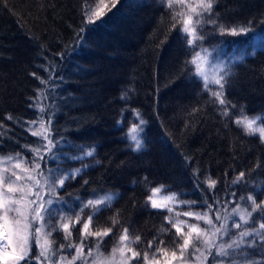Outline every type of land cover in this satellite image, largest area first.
I'll list each match as a JSON object with an SVG mask.
<instances>
[{"label":"trees","instance_id":"trees-1","mask_svg":"<svg viewBox=\"0 0 264 264\" xmlns=\"http://www.w3.org/2000/svg\"><path fill=\"white\" fill-rule=\"evenodd\" d=\"M94 1L0 0V154L30 159L24 146L35 147L40 138L31 135L25 122L39 119L30 105L44 89L48 99L39 103L51 106L53 134L73 146L63 150L95 149L91 158L63 163L88 167L58 195L85 201L94 190L95 195L114 192L111 209L96 218V227H110V218L119 212L121 223L106 238V246L131 226L130 234L142 237L139 249L154 237L157 247L163 240L171 249L174 229L157 236L165 225V210L145 206L149 186L165 185L197 203L209 177L218 181L215 190L207 191L210 202L227 199L232 190L237 195L250 191L252 183L264 181V144L258 135L247 136L230 117H222L202 91L186 64L191 55L186 39L178 29L170 31L171 11L157 0H119L103 24L88 25L81 33L88 4ZM214 13L220 24L241 23L251 29L247 35H226L233 43L264 36V0H216ZM50 76L47 85L41 84ZM224 95L235 110L264 112V48L233 66ZM126 108L138 109L146 121L139 152L124 138L130 111L123 124L117 123ZM240 172L246 173L247 185L233 186ZM255 195L257 202L264 200V191ZM53 237L60 241L59 233ZM72 237L78 241L79 231ZM259 253L257 248L250 258L259 260Z\"/></svg>","mask_w":264,"mask_h":264},{"label":"snow or ice","instance_id":"snow-or-ice-1","mask_svg":"<svg viewBox=\"0 0 264 264\" xmlns=\"http://www.w3.org/2000/svg\"><path fill=\"white\" fill-rule=\"evenodd\" d=\"M161 6L172 12L171 30H179L186 39L187 46L195 49L199 42L204 41L201 35L205 24L216 25L219 34L240 36L250 34L251 29L245 26L218 24L213 19L216 0H159ZM119 3L110 0L102 3L96 9L85 13L86 19L81 33L88 25L98 26L105 22L107 14ZM179 7L180 11L175 9ZM251 23V22H249ZM186 64L194 65L192 73L197 82L203 84L202 91L209 92L215 102L223 108L222 117L232 115L224 91L227 87L229 71L219 63H210L208 49L201 48ZM52 71H55L53 68ZM35 75V74H33ZM53 78L41 79V84L47 85ZM212 86H218L212 91ZM55 85L53 84V88ZM131 91V89H129ZM127 93H122L121 99H126ZM41 99H48L44 89L38 91L35 103L30 105L37 109L38 120L27 121L31 135L40 138L35 147L25 145L32 153V159L27 160L19 153L7 156L0 155V264H264V200L257 202L256 195L249 194L240 197L249 207H242L237 203L231 211H227L232 201H221L216 197L212 202L207 195L208 190H215L217 180L207 179V189L203 190L204 198L196 201H181V193L161 195L166 191L165 185L152 187L146 197L145 206L155 210H165L169 215L164 217L165 225H161L157 236L174 229V247L169 249L165 241L156 246V237L148 241L146 250L138 251L142 242L141 235L132 236L130 227H124L111 253L105 255L101 249L106 238L114 235V228L119 226V212L110 218V227H96V218L100 213L110 210L114 200L113 194L95 195L87 201L76 196L70 202L64 196L58 195L69 181L75 180L88 167L65 169L61 165L67 161H79L94 156L95 149L81 152L80 155H69L63 151L66 144L63 137L57 139L53 128V115L49 114V107L39 103ZM232 108L235 105H231ZM131 111L134 123L128 128L126 138L133 152L144 148L143 132L146 121L141 117L138 109H122L123 124L126 112ZM47 116V120L43 117ZM261 115L249 117L243 113L234 123L241 127L247 136L258 134L264 144V124ZM12 120L11 116L7 117ZM18 123H20L18 121ZM55 164L56 167H51ZM43 165V167H42ZM197 175L196 189L200 191L201 182ZM147 178H145V181ZM85 184L88 183L86 180ZM233 186L247 185L246 173L240 172L233 180ZM254 191L257 187L253 185ZM258 191H264L261 186ZM237 193L233 192L235 197ZM72 196L71 193L68 194ZM79 210L77 211L76 205ZM203 207L204 212L176 211L177 206ZM88 210H91L90 212ZM85 215L87 218L85 219ZM259 215L261 222L255 224V216ZM181 217H184L182 219ZM238 217V221L235 219ZM243 229V230H242ZM235 230V235L233 234ZM64 233L67 243L55 245L54 234ZM74 231H79L80 243L72 242ZM95 240V247L90 240ZM39 248V253L32 255L33 247ZM260 249V259L249 257ZM155 249V251H153ZM74 251L71 259L64 253ZM242 258V259H241Z\"/></svg>","mask_w":264,"mask_h":264},{"label":"rangeland","instance_id":"rangeland-1","mask_svg":"<svg viewBox=\"0 0 264 264\" xmlns=\"http://www.w3.org/2000/svg\"><path fill=\"white\" fill-rule=\"evenodd\" d=\"M157 1H159V0H157ZM102 3H109L110 4V0H95L94 2L88 4L87 12H89L92 9H96L97 6L98 5H102ZM175 10L176 11H180L179 7H177ZM213 19H214V16H213ZM218 24H220V23H218ZM233 26H245V27H248L247 24H241V23L240 24H236V25H232V26H227V27L231 28ZM201 35H203L205 37V39H204V41L199 42L197 44V46L195 47V49H190L191 55H190V59L189 60H191L192 57L195 56L196 52L200 51L201 48L208 49V57H209L210 63H219V64H222V65L226 66L228 71H229V74H231V72L233 70V66L236 63L242 61L244 57L253 54L259 48H264V36L250 35L249 37L244 38L243 41H238V42L233 43L232 39L226 36L227 34L221 36L219 34L218 27L216 25H212V24H205L203 30L201 31ZM190 67H191V74H192L195 71V66L194 65H190ZM202 88H203V84H202ZM217 88H218V86H212L211 90L212 91H216ZM204 92L207 94L208 98L215 104L217 110L221 114L222 111H223V108L220 105H218V103L215 102L214 98H212L210 96L209 92H207V91H204ZM228 106H229L230 112L232 113L230 118L234 122L235 119L242 114V111L235 110L229 104H228ZM257 115H261L262 117H264V112L259 113V114H255V115H248V116L249 117H253V116H257ZM130 117H131L132 121L129 124L128 128L131 126L132 123L136 122L132 118L131 111H130ZM261 123L264 124V118H262ZM128 128L126 129V131L124 133V138H125V140L127 141L128 145H129V141L126 138V133H127ZM143 140H144V137H143ZM90 149H93V148L89 147V146H82V147H80L78 149L74 148V150H63V151L65 153L69 154V155H80L82 151L86 152V151H88ZM15 154H17V153H13L12 155H15ZM0 155L7 156L9 154H0ZM21 156H23V155H21ZM23 157L25 159H27V160H31L32 159V153L30 155V159L26 158L25 156H23ZM50 166L51 167H56L55 164H52ZM61 166L63 168H65V169L81 168V166H79V167H65L64 164H62ZM42 167H43V165H42ZM253 185H255L257 187V191H254ZM157 186H160V185H153V186L150 185L149 186V194H150V189L152 187H157ZM261 186H264V181L263 180H260V181H257L255 183H252L251 187H250L251 188L250 191L240 193L239 195H237L235 197L232 196V193L235 192V190H232V192L229 193L227 199H222L221 201H232V203H230L228 205V208H227V211H229V212L231 211L232 208L236 207L237 203H239L242 207H249L248 204L245 201H242L240 199V197H242V196L243 197H247L249 194H254L255 195L258 192V189ZM105 193L113 194L114 197L116 196V193L109 192V191L101 192V193H98L96 195H104ZM170 193H178V192H174V191L166 189V191L161 193V195H168ZM91 198H93V196L88 198V199H91ZM178 198L181 201H191V200L186 199V198H184L182 196H179ZM74 199H71L69 201L73 202ZM87 200H85V201H87ZM76 208H77V211H78L79 210L78 204L76 205ZM205 210H206L205 208L204 209H198L196 207L189 208V207L183 206V205L177 206V208H176V211H179V212H185V211L204 212ZM249 210H251L250 207H249ZM88 211L90 212L91 210H88ZM165 212H166L165 216L169 215V213L167 211H165ZM86 218H87V216L85 217V219ZM181 218L184 219V217H181ZM235 219L238 221L239 218L236 217ZM260 222H261V220H260L259 215H256L255 216V224L253 226H257ZM122 230L119 232V234H118L117 238L115 239V241L113 242V244H111L109 247H107L106 244L104 243V247L101 249V251L105 255H108V254L111 253V250L116 245V241L119 239V236H120ZM59 234H60V241L57 242L56 245H55L57 248H59L60 244L67 243L64 240V233L61 231ZM233 234L235 235V230H233ZM52 239H54V237H52ZM72 242H74L73 241V237H72ZM74 243H76V244L80 243V234H79L78 241H75ZM90 244L94 248L95 247V240L91 239L90 240ZM137 250L143 252L144 250H146V248H144V249H139L138 248ZM153 251H155V249H153ZM38 253H39V248L34 246L33 249H32V255L35 256ZM64 254L67 255L69 259H71V255H74L75 252L70 250V253L66 252ZM250 259H253V258H250ZM141 264H143V261H142ZM190 264H193V262L190 261ZM212 264H219V262L218 261H213ZM225 264H226V261H225Z\"/></svg>","mask_w":264,"mask_h":264}]
</instances>
